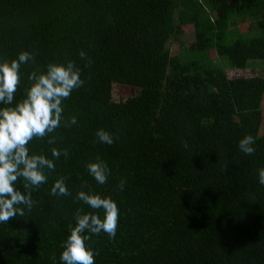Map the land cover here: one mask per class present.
Instances as JSON below:
<instances>
[{
  "label": "trees",
  "instance_id": "16d2710c",
  "mask_svg": "<svg viewBox=\"0 0 264 264\" xmlns=\"http://www.w3.org/2000/svg\"><path fill=\"white\" fill-rule=\"evenodd\" d=\"M239 19L257 30L241 32ZM188 26L194 40L172 54L167 42ZM21 51L34 60L21 65L11 106L49 63L73 61L84 83L62 102L60 128L27 146L55 170L32 190L30 211L0 223V264H63L76 210L104 215L79 191L110 197L119 211L114 238L85 233L95 264H264V69H251L264 60V0H0V62ZM227 66L249 74L230 78ZM113 85L136 95L113 102ZM246 135L251 155L238 146ZM53 147L69 155L55 159ZM97 157L109 169L103 185L86 167ZM60 177L68 196L51 194Z\"/></svg>",
  "mask_w": 264,
  "mask_h": 264
},
{
  "label": "clouds",
  "instance_id": "9594fccd",
  "mask_svg": "<svg viewBox=\"0 0 264 264\" xmlns=\"http://www.w3.org/2000/svg\"><path fill=\"white\" fill-rule=\"evenodd\" d=\"M80 57L86 58V54L81 51ZM32 60V53L21 51L16 59L0 62V104L5 105L0 107V223H6L17 215L23 216L25 209L30 211L34 206L32 190L47 182L46 170L54 171L55 164L53 159L43 154H30L27 146L34 138H45L60 128L64 111L62 102L84 83L80 77L81 69L73 61L49 63L46 71H33L28 75L30 86L25 98L11 106L20 84V67ZM76 123V117L73 116L64 121V127ZM96 136L102 143H113V136L103 129H98ZM47 142L54 144L55 137L49 138ZM254 143V138L246 135L238 146L241 152L251 155L255 151L252 147ZM51 155L58 159L69 153L66 149L53 147ZM86 167L98 184L106 183L109 169L102 159L97 157L95 162L88 163ZM20 178L24 181L23 193L15 187ZM258 178L259 183L264 185V167L258 170ZM124 184L125 181L121 180V190ZM51 194L61 197L71 194L64 177L55 180ZM76 199L93 210H102L104 215L101 218L98 214L85 213L78 208L74 214L75 226H69L70 235L64 242L60 259L63 264H95L94 252L85 243L90 235L85 233L99 235L104 232L109 238H114L118 207L110 197L102 198L96 193L79 191ZM52 259L55 260V256Z\"/></svg>",
  "mask_w": 264,
  "mask_h": 264
},
{
  "label": "rangeland",
  "instance_id": "374dc122",
  "mask_svg": "<svg viewBox=\"0 0 264 264\" xmlns=\"http://www.w3.org/2000/svg\"><path fill=\"white\" fill-rule=\"evenodd\" d=\"M257 26L258 23L256 21L250 20V19H244V20H237V27L239 28V30L242 31H252L254 32L255 30H257ZM188 33L187 34H182L179 36V40H169L167 42V47H169L170 52L172 54H176L179 50L180 47H182L180 45V41L183 43V46L187 47L193 40H194V34H193V29L191 28V26H188L187 28ZM208 57L211 58L213 61L219 63L220 66H222L224 68V66H226L227 60L225 57H217L216 53L214 50H210L208 53ZM252 67L255 68H251V69H264V60L262 61H257V62H252L251 63ZM227 74L230 78H236V77H243L245 75L249 74V70L246 71H234L233 69H230V67L227 66ZM250 69V70H251ZM136 88L133 87H128V86H121V85H113L111 88V99L113 102H118V101H124L129 97H132L134 95H136ZM261 110H262V128H261V133L264 134V96L261 102Z\"/></svg>",
  "mask_w": 264,
  "mask_h": 264
}]
</instances>
